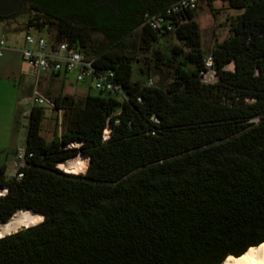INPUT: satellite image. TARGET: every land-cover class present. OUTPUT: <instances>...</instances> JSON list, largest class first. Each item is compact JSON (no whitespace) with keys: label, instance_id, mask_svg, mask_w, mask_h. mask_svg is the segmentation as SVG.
I'll return each instance as SVG.
<instances>
[{"label":"trees","instance_id":"1","mask_svg":"<svg viewBox=\"0 0 264 264\" xmlns=\"http://www.w3.org/2000/svg\"><path fill=\"white\" fill-rule=\"evenodd\" d=\"M174 1L119 0L116 13L92 0H22L0 16L26 8L22 26L67 36L126 97L42 92L64 111L48 141L46 108L31 105L22 175L0 167V264H220L264 242V0H220L240 13L208 51L195 18L211 0L180 12L172 30L143 23ZM92 33L107 46L93 47ZM133 34L144 67L125 54ZM207 53L212 83L198 75ZM148 74L158 81L146 85ZM78 155L83 173L79 162L58 168Z\"/></svg>","mask_w":264,"mask_h":264},{"label":"rangeland","instance_id":"2","mask_svg":"<svg viewBox=\"0 0 264 264\" xmlns=\"http://www.w3.org/2000/svg\"><path fill=\"white\" fill-rule=\"evenodd\" d=\"M239 13L240 10L230 8L220 0L201 1L200 8L196 11L195 20L199 27L201 45L205 51H208L214 43L221 41L230 33V21ZM25 19L26 8H23L21 12L7 21V25L21 28L22 22ZM21 37L22 34L20 32L16 34L8 32V45L13 47V40L18 39L19 43L16 45V48H20L22 46ZM134 41L138 43L136 34L125 40V54L132 57L137 56V59L133 60L134 64L144 67L143 62L149 58V54L140 52L137 48L134 49L132 47ZM90 44L93 47H101L107 46L108 41L102 34L92 33ZM226 68L232 69L233 64H227ZM148 75L152 77L153 82L158 81L155 75ZM39 81L38 89L50 99L59 92L60 86H62L61 94L72 96L77 101H80L85 93L95 92L87 81L76 82L73 73H68L66 76L42 77L39 78ZM33 83L34 76L31 68L22 58L20 52L16 50H4L0 56V165L14 160L16 150L18 148L22 149L24 146L27 114L31 107L28 96L30 95ZM63 114L64 111L61 114V119ZM56 115V111L45 109L41 124V135L47 141L53 137L54 132L60 134L63 131L62 124L60 129L57 127L55 122ZM72 145L74 144L70 146ZM76 160H79V165L76 166L77 171L74 173H83L88 160L87 157L82 158L81 155L59 164L58 168L63 170V167H68L67 170H70L78 163ZM12 164L13 161L8 166L3 167L4 178H9L12 173ZM4 191V189L0 188V195ZM21 226L22 224L20 223Z\"/></svg>","mask_w":264,"mask_h":264},{"label":"built area","instance_id":"3","mask_svg":"<svg viewBox=\"0 0 264 264\" xmlns=\"http://www.w3.org/2000/svg\"><path fill=\"white\" fill-rule=\"evenodd\" d=\"M197 0H176L171 3L162 13L147 15L143 17V23L150 29L174 28V20L183 10H193L196 8ZM17 28V27H16ZM10 27L7 21H0V56L4 50L17 49L22 58L30 66L34 76L30 95L28 96L31 105L43 106L46 109L57 112L56 124L58 129L61 127L62 108H57L54 102L48 99L39 89V78L49 77L52 74L66 76L73 73L76 82L87 81L89 86L96 91H103L116 96L120 100H126L121 87L114 82L111 70H98L93 64V57L86 56L82 51L73 46L67 36L59 37L55 30H49L46 26L28 25L21 28ZM12 32L22 34L20 48H16L18 39L13 40L14 46L8 45L7 33ZM17 38V37H16ZM214 60L211 53H207L203 58V69L198 73L200 81L212 83L216 80L214 71ZM146 85H152L153 79H146ZM151 119H154L153 117ZM104 133H108L105 129ZM77 145V144H76ZM13 160V171L9 178L19 179L21 172L18 171L25 164L27 157L24 149L18 148Z\"/></svg>","mask_w":264,"mask_h":264},{"label":"bare ground","instance_id":"4","mask_svg":"<svg viewBox=\"0 0 264 264\" xmlns=\"http://www.w3.org/2000/svg\"><path fill=\"white\" fill-rule=\"evenodd\" d=\"M79 160H76L78 162ZM75 162V163H76ZM9 229L8 225H5L0 222V236L4 235ZM264 245V242L260 243L257 246H252L242 253L238 258L233 260H228L227 256L220 264H262L264 262V248L261 247ZM254 250V251H250ZM232 257V256H231ZM240 257H249L248 259L241 260Z\"/></svg>","mask_w":264,"mask_h":264},{"label":"water","instance_id":"5","mask_svg":"<svg viewBox=\"0 0 264 264\" xmlns=\"http://www.w3.org/2000/svg\"><path fill=\"white\" fill-rule=\"evenodd\" d=\"M94 4H105L108 5L114 12H119V0H92ZM22 0H0V16H8L19 11ZM5 189V187L0 186ZM33 214L32 211H30Z\"/></svg>","mask_w":264,"mask_h":264},{"label":"snow or ice","instance_id":"6","mask_svg":"<svg viewBox=\"0 0 264 264\" xmlns=\"http://www.w3.org/2000/svg\"><path fill=\"white\" fill-rule=\"evenodd\" d=\"M262 248H264V245H261ZM250 251H254V250H250ZM249 257H240L241 260H244V259H248ZM234 258L233 257H228V260H233ZM254 264V262H253ZM262 264H264V262H262Z\"/></svg>","mask_w":264,"mask_h":264},{"label":"crops","instance_id":"7","mask_svg":"<svg viewBox=\"0 0 264 264\" xmlns=\"http://www.w3.org/2000/svg\"><path fill=\"white\" fill-rule=\"evenodd\" d=\"M9 50H16V51H18L17 49H9ZM21 78H22V77H21ZM12 161H13V160L8 161L7 163L1 164L0 167H1V166H3V167H4V166H8V164H10Z\"/></svg>","mask_w":264,"mask_h":264}]
</instances>
